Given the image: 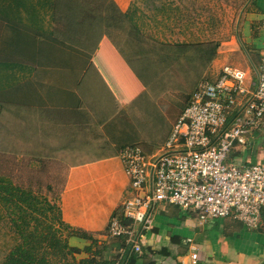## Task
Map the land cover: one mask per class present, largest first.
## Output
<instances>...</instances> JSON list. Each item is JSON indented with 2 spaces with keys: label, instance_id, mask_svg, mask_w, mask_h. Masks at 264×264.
<instances>
[{
  "label": "crops",
  "instance_id": "crops-1",
  "mask_svg": "<svg viewBox=\"0 0 264 264\" xmlns=\"http://www.w3.org/2000/svg\"><path fill=\"white\" fill-rule=\"evenodd\" d=\"M250 1L238 23L241 39L231 36L221 41L215 56L208 0L204 17L197 0L63 3L56 8L77 13L46 18L42 36L23 42V69L15 71V82L22 79L29 84L21 86V97L15 93L13 117L29 122V131L43 137L38 139L37 145L43 146L38 154L59 162L58 168L65 171L58 200L61 220L97 238L99 261L127 264L129 259V253L124 257L123 241L105 234L110 216L127 195L121 148L127 143L142 148L140 139L146 138L145 152L160 150L199 80H215L224 65L245 71L242 87L252 89L254 67L264 57V0ZM199 26L206 32L200 38L205 47H190L182 57L185 45L176 43L184 40V33L189 41L197 39L191 30L196 33ZM191 72L197 76L182 106L176 108L169 97L183 75ZM152 103L160 109L153 115L148 109ZM153 117L161 121L156 123ZM252 159L253 164H264V120L246 135L245 145H235L228 155V161L245 165ZM150 217L140 251L129 247L136 254L132 264H192L193 251L195 264H264V211L255 229L229 216L200 223L195 212L171 204L157 205ZM67 242L77 248L89 245L73 236ZM162 248L167 252L158 254ZM80 253L85 254L80 258L88 257Z\"/></svg>",
  "mask_w": 264,
  "mask_h": 264
},
{
  "label": "built area",
  "instance_id": "built-area-1",
  "mask_svg": "<svg viewBox=\"0 0 264 264\" xmlns=\"http://www.w3.org/2000/svg\"><path fill=\"white\" fill-rule=\"evenodd\" d=\"M254 72L249 91L242 87L245 71L228 64L215 80H199L157 152L138 144L121 148L127 195L109 218L107 237L140 251L150 212L160 204L193 211L200 223L229 216L257 228L264 211V164L228 161L231 149L245 145L246 135L264 120V57ZM190 258L195 264V251Z\"/></svg>",
  "mask_w": 264,
  "mask_h": 264
},
{
  "label": "trees",
  "instance_id": "trees-1",
  "mask_svg": "<svg viewBox=\"0 0 264 264\" xmlns=\"http://www.w3.org/2000/svg\"><path fill=\"white\" fill-rule=\"evenodd\" d=\"M89 1L92 0H0V20L5 22L11 33L9 39L5 38L4 42L9 51L6 56L0 58V71L6 68L11 69V73L6 75L8 81L6 80L3 86H12V82H9L13 75L12 71L20 72L23 69L22 44L30 39L36 41L37 37L42 36L45 31L46 18L69 17L77 13L76 10L58 9L56 8L58 5L80 4ZM211 46L212 54L215 56L219 44L213 41ZM19 48L22 54L17 58L15 54ZM11 53L14 54L15 60H12ZM208 59L210 60V56ZM3 86H0L4 89L0 91V95L7 90ZM0 206L9 216L10 224L19 239L4 256L2 264H108L95 257L93 245L96 238L81 229L65 224L61 220L59 207L48 199L40 198L32 191L16 186L2 177H0ZM47 212H51V216H48ZM38 214H42L43 218L40 219ZM1 217L0 215V219ZM62 230L67 233L64 238L61 235ZM71 236L89 242V245L83 248V252L88 254V257L76 259V253L80 251L68 244L67 237ZM121 240L126 249L124 257L129 253L127 264H132L136 260V254L130 253V246L125 243L124 239ZM166 252L164 248L157 251L158 254Z\"/></svg>",
  "mask_w": 264,
  "mask_h": 264
},
{
  "label": "rangeland",
  "instance_id": "rangeland-1",
  "mask_svg": "<svg viewBox=\"0 0 264 264\" xmlns=\"http://www.w3.org/2000/svg\"><path fill=\"white\" fill-rule=\"evenodd\" d=\"M251 2L250 0H213V7L211 9L210 0L207 3V13L209 14L213 10V41L218 42L220 44L221 41L228 40L231 36H234L235 39H241V33L238 31V23L244 12L245 6ZM196 7L199 10V13L202 16H205V0H197ZM195 6V5H194ZM189 20V19H187ZM201 20L199 19V23ZM193 23V21H192ZM189 27L186 28L188 30ZM194 28V27H192ZM10 29L5 24V22L0 20V58L6 56V53L9 51L5 46V38L9 39L11 33ZM196 29H194L195 31ZM189 31V30H188ZM194 34H197V39L193 41H189V35L184 33L182 36V42H177L176 44L185 45L182 47V57L187 53L190 47L194 48L197 45L198 49L204 48L201 47L200 38H205L206 32L205 30H197ZM191 34L190 38L194 37V34ZM188 35V36H186ZM238 35V37H237ZM208 38L211 36L210 31L208 29L207 32ZM187 39L188 41H185ZM187 42V43H186ZM210 43V42H208ZM21 47V45H19ZM208 44V48H209ZM247 49V47H245ZM247 50H245L246 52ZM248 52V51H247ZM22 54L21 48L17 49V53L15 56L20 57ZM13 56L14 54L11 53ZM15 56L12 57V60H15ZM251 56V55H250ZM198 57V68L201 69L202 63ZM251 58H253L251 56ZM171 60V59H170ZM203 65L205 60H203ZM170 62V61H169ZM253 62L256 63V60L253 58ZM186 64L183 66L185 67ZM237 65V64H234ZM238 66V65H237ZM240 67V66H239ZM197 68V69H198ZM253 69V68H252ZM11 69H3L0 71V86L6 84V80L8 79L6 75L10 74ZM16 70L12 71V76L10 77L12 82V86L4 87L7 88L5 92L0 95V177L4 178V180L11 182L16 186H20L21 188L32 191L35 195L40 198H46L51 203L55 204L56 207H59V194L63 188V176L65 171L59 169V162H52L51 160L46 161L44 156L38 154L39 151L43 149V146H38V139H43V137L38 138V132L32 133L29 131V122H18L17 117H13L14 113V96L15 93L18 92V96L21 97L24 91L21 92L22 87L25 84H29V81H24L19 79L13 83V81L17 78L15 73ZM8 73V74H7ZM197 76V72H191V74H184L183 81L178 83V90H174L170 98L171 104H174L176 108L182 106L185 98H187L188 92L190 91L193 81ZM202 76V69L199 74V79ZM20 77V76H19ZM209 80L208 78H205ZM201 80V79H200ZM8 81V80H7ZM10 84V83H8ZM22 86V87H21ZM27 87V86H25ZM4 90L1 89L0 91ZM21 92V93H20ZM21 95V96H20ZM9 100H12L11 102ZM6 101V102H5ZM149 113H157L160 111L157 107L152 103L150 107L148 106ZM159 115V114H158ZM26 119L28 117H25ZM154 122H159L161 119L159 117L152 118ZM150 122L149 120H147ZM21 124L24 125L23 132L21 131ZM147 130V129H146ZM23 133V134H22ZM23 135V137H22ZM32 137V138H31ZM142 137V136H141ZM136 140V138L134 139ZM140 144L142 148L146 146V138L140 139ZM149 141H155V139H148ZM132 144V143H127ZM39 159V160H38ZM31 161L33 163H31ZM256 161L252 159L250 164L255 163ZM120 209V205L115 209L113 213H117ZM48 216H51V212H47ZM0 215L2 216L0 219V264L4 259V256L7 252L18 242V237L14 232L10 221L9 216L6 215V212L2 206H0ZM40 219L43 218L42 214H38ZM61 235L64 238L67 233L65 231H61ZM68 238V237H67ZM75 247V246H73ZM85 247V246H84ZM83 247V248H84ZM77 248V247H76ZM83 248H79V251L83 252ZM93 251H95V257L97 258V238L93 245ZM76 253V257L79 259L80 257L85 256V254ZM81 254V255H80Z\"/></svg>",
  "mask_w": 264,
  "mask_h": 264
}]
</instances>
